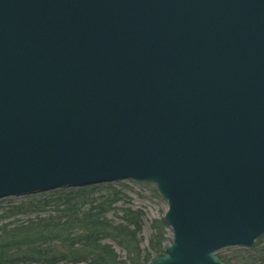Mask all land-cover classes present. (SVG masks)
<instances>
[{"label": "water", "instance_id": "1", "mask_svg": "<svg viewBox=\"0 0 264 264\" xmlns=\"http://www.w3.org/2000/svg\"><path fill=\"white\" fill-rule=\"evenodd\" d=\"M131 181L149 264L264 236V0H0V200Z\"/></svg>", "mask_w": 264, "mask_h": 264}, {"label": "trees", "instance_id": "2", "mask_svg": "<svg viewBox=\"0 0 264 264\" xmlns=\"http://www.w3.org/2000/svg\"><path fill=\"white\" fill-rule=\"evenodd\" d=\"M58 193L51 200L22 203L5 212L36 216L0 225V264H149L171 243L163 218L154 222L145 249L143 212L124 208L121 219L111 216L125 200L122 189L94 186ZM254 264H264V255Z\"/></svg>", "mask_w": 264, "mask_h": 264}, {"label": "rangeland", "instance_id": "3", "mask_svg": "<svg viewBox=\"0 0 264 264\" xmlns=\"http://www.w3.org/2000/svg\"><path fill=\"white\" fill-rule=\"evenodd\" d=\"M112 186L116 189H122L125 197L124 202L118 204V211L111 213V216L119 220L122 218L120 209L132 208L139 210L144 214V227L141 235L142 247L148 248L149 240L153 233L154 222L161 220L168 210L167 202L162 199L158 194L155 186L151 184L135 183L131 181H124L119 183H111L98 185L96 187ZM75 189H59L51 192H45L40 194H33L19 197H9L0 200V225L5 222H25L30 217H35L34 212H28V214L15 213L14 215L4 216L8 209L13 206H17L22 203H31L43 199H53L58 196V191H72ZM172 237L171 231L168 230L167 238L170 240ZM117 251L121 256L126 257L125 252L116 244H114ZM264 255V236L256 242L255 247H232L221 250L218 252V256L226 258L230 261V264H254L255 260ZM87 264V263H82Z\"/></svg>", "mask_w": 264, "mask_h": 264}]
</instances>
